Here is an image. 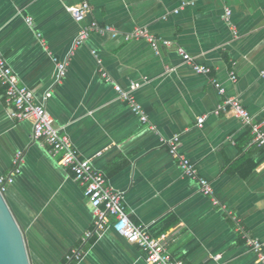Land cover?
Wrapping results in <instances>:
<instances>
[{"label": "crops", "instance_id": "crops-1", "mask_svg": "<svg viewBox=\"0 0 264 264\" xmlns=\"http://www.w3.org/2000/svg\"><path fill=\"white\" fill-rule=\"evenodd\" d=\"M84 1L89 12L76 22L67 8ZM182 3L188 4L173 12ZM92 21L119 34L94 32L76 45L79 29ZM136 27L171 43L156 53L145 40H124L122 34ZM179 47L210 66V74L195 73ZM0 52L54 126L122 194L135 224L154 235L161 221L176 220L157 236L165 237L175 260L264 264L238 229L258 239L264 255V145L253 142L250 128L232 113L212 114L225 95L237 97L264 130V0H0ZM54 58L66 62L59 79ZM114 84L132 90L145 121L117 98ZM31 133L30 120L11 118L0 84V175L11 172L21 151V171L5 198L23 230L30 264H66L74 248L83 254L73 264H147L145 253L109 225L82 241L94 228L83 188ZM174 136L177 151L211 183L217 204L199 192L161 141Z\"/></svg>", "mask_w": 264, "mask_h": 264}, {"label": "built area", "instance_id": "built-area-1", "mask_svg": "<svg viewBox=\"0 0 264 264\" xmlns=\"http://www.w3.org/2000/svg\"><path fill=\"white\" fill-rule=\"evenodd\" d=\"M186 4L188 3H182L173 12L177 13ZM67 10L76 22H81L89 12V4L84 1L77 5L69 6ZM230 15L231 10L226 7L224 19L229 21ZM26 22L31 24V18L27 17ZM94 32L99 34L109 33L112 37L119 34L110 25L100 26L95 21H92L79 29L75 44H80ZM122 37L124 40H145L156 53L161 44L168 46L171 43L167 39L156 38L146 28L141 27H136L132 31L122 34ZM178 52L182 56V59L192 66L195 73L205 76L210 74V66L194 62L192 56L181 47L178 48ZM54 61H56V71L59 79L65 74L66 62L58 61L56 58H54ZM261 75L264 77V71L261 72ZM102 76L106 81H110L106 72H102ZM231 80H235L233 74L231 75ZM211 81L218 88L219 94L224 95L225 88L215 78H211ZM0 84L4 87V101L9 108L11 118L19 121L30 120L32 123V140L40 141L47 145L52 155H59L60 164L73 173L75 180L83 188L84 196L88 199L91 206L94 228L84 232L82 241H86L94 233L98 234L102 232L109 225L117 235L130 243L136 244L145 253L147 264H180L169 253L164 236L154 237L150 234L147 226L137 225L130 219L122 200V194L107 184L105 175L92 166L90 159L81 156L68 134L61 132L59 128L54 126L53 117L45 106L35 101L34 90L18 83L17 77L1 52ZM132 88H135L134 84H132ZM114 89L117 93V98L127 101L130 109L135 114L140 115L142 120L145 121L147 119L132 90H126L118 84H114ZM220 113H232L235 117L239 118L244 125L250 128L253 142L259 146L264 145L262 123L253 120L251 114L237 97L225 95L222 102L212 111L214 115H219ZM205 118V115L199 116L197 118L198 125H201ZM161 141L168 147L170 154L177 159L178 165L184 175L197 182L199 192L205 196L212 197L213 203L217 204L218 201L213 198L214 192L211 183L206 178L199 176L196 167L188 157L177 151L178 137L161 139ZM22 159V152L17 151L12 159L11 172L0 175V193H5L8 186L14 182L15 176L21 171ZM238 229L243 233V237L249 248L258 254L264 262L260 241L248 236L242 226H238ZM82 254L81 248L70 250L65 255V263L72 264L73 261L80 260Z\"/></svg>", "mask_w": 264, "mask_h": 264}, {"label": "water", "instance_id": "water-1", "mask_svg": "<svg viewBox=\"0 0 264 264\" xmlns=\"http://www.w3.org/2000/svg\"><path fill=\"white\" fill-rule=\"evenodd\" d=\"M0 264H30L23 230L0 193Z\"/></svg>", "mask_w": 264, "mask_h": 264}, {"label": "trees", "instance_id": "trees-1", "mask_svg": "<svg viewBox=\"0 0 264 264\" xmlns=\"http://www.w3.org/2000/svg\"><path fill=\"white\" fill-rule=\"evenodd\" d=\"M248 129H249V128H248ZM249 132H250V129H249ZM255 164H256V163H255ZM255 164H253V165H255ZM175 223H176V220L173 219L172 216L166 218L165 220L161 221V222L155 227L156 232L154 233V235H153V234H152V235L157 237V236H159V235L165 233L169 228H171L173 225H175ZM64 261H65V259H64ZM73 263H74V262H73ZM73 263H72V264H73Z\"/></svg>", "mask_w": 264, "mask_h": 264}]
</instances>
